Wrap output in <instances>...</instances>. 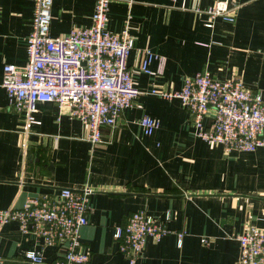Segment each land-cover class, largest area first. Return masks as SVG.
Wrapping results in <instances>:
<instances>
[{
  "label": "crops",
  "instance_id": "obj_1",
  "mask_svg": "<svg viewBox=\"0 0 264 264\" xmlns=\"http://www.w3.org/2000/svg\"><path fill=\"white\" fill-rule=\"evenodd\" d=\"M212 1L110 0L107 27L121 32L128 25V66L142 92L114 127H102L101 142L86 139L81 120L54 101L38 103L24 133L22 114L0 83V208L88 184L94 191L80 240L90 251L89 264H130L113 233L139 208L154 218L169 212L171 232L159 240L148 236L133 264H236V235L248 223L264 231V147L226 152L195 134L179 98L147 92L179 89L185 76L207 69L221 79L238 75L264 94V0H236L234 21L216 17L207 26V13L195 7ZM94 3L53 0L50 34L89 25ZM33 10L34 0H0V82L5 62H27ZM146 48L164 57L161 73L158 59L150 61V72L139 68ZM143 114L160 122L150 134L139 123ZM30 249L42 252L41 263L25 257ZM63 252L61 244L45 245L42 237L22 232L16 220L0 223L7 264H53Z\"/></svg>",
  "mask_w": 264,
  "mask_h": 264
},
{
  "label": "built area",
  "instance_id": "obj_2",
  "mask_svg": "<svg viewBox=\"0 0 264 264\" xmlns=\"http://www.w3.org/2000/svg\"><path fill=\"white\" fill-rule=\"evenodd\" d=\"M52 2L34 0L27 62L22 67L5 62L0 83L22 114L24 133L28 132L38 103L54 101L69 117L81 120L85 138L95 144L103 140L102 127H114L122 109L132 106L142 92L128 66L132 38L128 25L121 32L107 27L110 0H95L89 25L51 35ZM238 7L236 0H213L207 7L197 6L195 10L207 13L205 25L212 26L216 17L234 21ZM152 59H158L156 72L161 73L165 59L150 48L144 50L139 68L150 72ZM147 92L179 98L191 114L195 134L211 144H222L226 152L264 147V94L246 87L238 75L221 79L204 69L185 76L179 89L153 87ZM205 117L210 118L208 124ZM139 123L145 134L160 125L148 114H143ZM93 191L85 184L62 186L56 194L29 196L20 206L0 208V223L16 220L22 232L42 237L45 245H63L64 252L53 264H89L90 251L80 240V228L88 222ZM169 219V212L163 218H154L139 208L125 223L115 226L113 236L130 264L142 254L148 236L159 240L171 232L166 224ZM183 233L176 232L178 241ZM236 238V264H264L262 229L248 223ZM24 254L36 263L43 260L40 250L30 249ZM0 264H7L1 254Z\"/></svg>",
  "mask_w": 264,
  "mask_h": 264
}]
</instances>
